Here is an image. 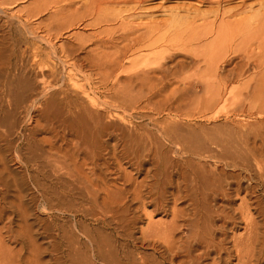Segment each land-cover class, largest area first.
<instances>
[{
	"label": "rangeland",
	"instance_id": "374dc122",
	"mask_svg": "<svg viewBox=\"0 0 264 264\" xmlns=\"http://www.w3.org/2000/svg\"><path fill=\"white\" fill-rule=\"evenodd\" d=\"M0 5H1L0 6L1 23L2 21H4L5 23L7 22L6 24L12 25L15 30L17 31L20 30L19 35L22 41L21 42L22 46L20 44V47H19L20 50L22 48L24 50L27 48L30 50V48L32 49L34 47H37V48L41 47L40 49L42 51L39 49L40 57L42 56L43 58H45L47 54L48 55L46 56L47 59L50 60V63L52 62L51 64L53 65V67H55L53 69V67L49 63L50 68H52V71L54 70L55 72L54 71L52 72L51 69H48V68L43 69V73L47 72V74L46 73L44 74H45L47 81L50 82L49 86L53 87V90L51 87H48L46 89L45 87L43 88L42 84L41 86H39L40 84H38V82L41 83L42 81L41 79H43V73H42V77L40 74L42 72L41 71L42 68H39V67L33 68L32 58L29 57L31 55V52L29 54V50L28 49L26 50L28 55H25V58L23 59L24 64L22 63L23 67H21V69L24 71L20 72L21 80H22L21 75H23L24 77L22 81L20 80V83L22 82L23 84L24 82V85H27V84H29L30 86L32 85L31 86L32 88L30 92L28 93L29 95L27 94L28 98L26 97L24 99L23 104L21 105L22 107H20L21 109H19L20 111H15L14 118L8 120V125L5 126L6 130L4 129L5 128L4 126L0 127V129L3 128V130H0V132L2 131L1 133L3 132L6 133L7 131L6 134L0 133V135H5L8 137L10 135V138L13 137L12 139L14 141H19L18 143H20L19 145H21L20 148H23L22 150H24L25 155H28V153H32L33 150L31 149L34 146L36 148V149L34 148V150H36L35 153L40 154L41 152L38 151L39 149L37 150V145L40 143V141H42V139L44 138L45 139L48 138L47 140L52 138L54 136L53 132L54 130H56L57 126L60 124L58 126L60 128L61 126L66 125L69 122L67 119L70 120L71 118L70 115L71 113H74L73 111L75 110L77 112L78 111L84 112V111L91 110V113L95 110L94 113H97V112L98 114L101 113L102 115L100 114L101 116L99 115L98 116L102 124L105 123L106 126L111 125L110 128L111 127L112 129L114 128V133H117L115 135H118L121 132H124L123 129H125V132H126L129 130V128L130 129L131 127L134 128L136 125L137 126L141 125L144 131H147L150 134H153L154 132V134L157 135V132H158L157 130H159L157 129L159 128L157 127L158 124L159 126L161 125L160 127H162V124L164 126L168 122L169 124L167 123L166 125L171 126L172 123L174 124V122L172 121H176L172 127H175L174 129H176V132L174 131L176 134L174 135V140L177 143L176 145L179 144L177 146L178 148L175 146L173 147V145H171L170 143H167L166 141L162 142L163 144L164 143L168 144V145L164 144L165 146L163 145V152L165 154H166V151H165L166 149L169 151L171 149L170 151L171 154L170 153L166 154L168 157L167 160H169L168 162L170 163L171 161L170 163L171 166L169 165L170 167H168L169 169L167 170V172L171 171L169 172L170 175L172 174L173 170L174 172H176L177 168H180V167L183 168L185 167V165L196 167L197 166L196 164H199L201 162L199 165L202 168L199 167V169L203 170V167H204V170H203L204 172H207V171L211 172V169L213 170L215 166H218L220 170L222 167L224 172L227 174L226 177H228L229 180H231L230 177L232 174L237 175V174L242 173L241 169L239 170V168H237L234 170L233 167H231V165L232 163H233L232 166H234V164L236 163H240L239 160H242L243 157L245 158L247 156L245 152L246 151L245 145L247 142L246 140H249L248 143L251 141L250 143L258 144L257 146H260V144L262 143V141L260 143L261 137H259L258 135L262 132V130L264 132V54H263L264 53V0H0ZM236 11L239 12L240 15L232 17L231 14H228V12H236ZM254 13L255 14L259 13V15H261L262 23H263L262 24L263 31L260 32L255 38H254L255 34H252V37H250L248 33L246 32L244 33L245 35L244 38H241L240 35L238 34L233 35L231 37L228 34H226L220 38V41L216 40L214 36L212 37L208 36L206 38H203L200 42L199 41L192 42L193 36L192 38H190L191 37L190 35L192 33L191 30H194L192 35H195V33L203 34L204 30L201 32L199 31V29L201 30L203 27L204 28L206 27L207 29L208 27L210 28L212 25L213 28L215 27L217 28L223 22L229 23V22H234V21L241 20V19H247ZM179 20L181 21L178 22ZM4 22L2 23L3 25L5 24ZM207 24L209 25L206 26ZM256 24L258 25V23H255L253 24V27L257 26ZM156 26L159 28L157 32L155 31V33L152 35L154 37V38L152 37V40L153 41L158 40V38L156 39V37H159L160 35L162 37L165 36L163 37L165 39L160 37L158 41L159 44L157 43L155 46L157 48L156 51L162 50L165 52V56L162 60L153 59L152 63L146 68L142 65V63H140L141 65L139 64L138 67H136L133 70L131 69L129 72H126L125 74L124 73L123 74L121 73L120 75L117 74V77L115 76L116 74L110 75L109 77L108 75H105V74L101 75L98 72L99 69H97V67L94 64L93 65L89 64V60H92L91 56H93L92 58L94 60H96V58L98 57L99 58L101 57L100 59H97V60H101V59H105L106 55L109 58L111 57L116 58L118 54L120 53L119 55L121 57L125 48L129 44H132L133 39L135 38L137 39L141 37V35L142 36L146 35V32L148 31L147 29L149 28L156 29L157 28ZM162 26H163V30L160 31L159 29L162 28ZM145 27H148V28L145 29ZM196 27L197 29L198 28L199 29L196 30L195 29ZM186 28L191 29L190 33L189 32L186 34L184 33ZM26 29L29 30L30 35L28 31L26 32ZM34 30L36 31V33L34 32ZM21 31L23 33L26 32L27 34H22ZM131 31L133 33H130ZM32 32H34V34ZM156 33L160 35L158 36L156 35ZM178 33L180 34V36L177 38ZM35 34L39 36L40 38L39 37L37 38ZM21 35H25V36L27 35V36L25 37ZM27 37L29 38L27 39ZM126 37L127 39L130 37L128 40L130 42L125 40ZM30 39L31 40L35 39L34 40L35 42L31 41ZM43 40H48V41L46 42ZM164 41H166L167 43ZM37 42H39L38 44L40 46L37 44ZM99 42H101L103 46ZM34 43H36L35 45L37 46H35ZM108 43L110 45L112 44V47ZM160 44L162 47H160ZM49 47L50 48L52 47V49H50ZM98 47H99V50H98ZM208 47L210 50L207 49ZM51 50H53L56 53H53V51ZM212 50L215 52H213ZM48 51H51L50 54H48L49 53ZM209 51L211 52V54L208 53ZM252 51L253 53H255L253 56L251 55ZM218 52L222 54L225 52L223 58L226 57V59L231 60L229 61L228 64L225 63V65H227V67H225L226 68L225 70L221 71L220 63H218L219 67L216 66L217 69L216 68L215 69L216 71L220 69L218 71L219 73L225 71L231 76V77L228 76V79L229 81L233 79L232 80L233 82L232 81L229 82L230 83L229 85H231L230 89L231 88L233 89V94H232V98H230V101L228 103L223 104L216 108V107H212V104L214 100L216 99L215 94L217 92H220V90L222 89L221 84L227 82L228 79L225 80L224 82L223 81L219 82V81H214V80L212 81V79L210 78L207 79V76L204 77L203 75L207 71V67L204 64L205 63L204 58L207 57V55L213 56V53H218ZM70 54L72 57L70 56ZM73 54H75L74 58L78 59V60L76 59L78 63L75 59H72ZM97 54L98 56L96 57L95 55ZM42 57L39 58V61L44 60ZM81 57H82V60L80 59ZM165 57L167 58L165 59ZM28 58L31 61H28L29 60ZM47 59L44 61H47ZM85 59H86V62L83 61ZM27 61L31 63V64L29 63L31 66L27 64L29 66L28 67L25 64V63H28ZM246 62H248V65ZM67 63L68 65H72V66L71 67L68 66ZM236 63H238L240 66L242 65L243 68L242 67L241 68L243 70L242 72L243 74L240 73L241 68H238V65H234ZM77 64L78 66H76ZM158 64L159 65L161 64L160 67L158 66ZM155 65L158 67L156 68ZM233 65L235 66L236 70L234 69ZM73 66L75 68H73ZM88 66L90 68H88ZM126 66L129 67V64H126ZM82 67H84V69ZM244 67L245 68L247 67V68L245 69ZM81 68L83 69L82 71L83 73L81 72V70H79ZM27 70L29 71L27 72ZM75 70H78V71H75ZM144 71L148 73V75L144 78L140 77L139 75L140 77L139 78L138 74H141ZM236 71L239 73H236ZM233 72H235L234 77H232L233 75L230 74ZM39 74H40V77H39L40 79L37 80ZM49 74L50 76L48 77L50 80L46 76ZM240 75H243V76H240ZM235 76L237 79H235ZM138 79H142V80H138ZM26 81L27 83H25ZM53 81L55 82L53 83ZM198 86H200V89ZM36 88H37V91H36ZM49 88L51 89L49 90ZM39 90L40 91L42 90L46 92L47 94L42 93V91L40 92ZM48 90L49 92L51 91L50 93H52L53 96H50L51 94L49 95ZM31 92H34L36 94L34 93L31 94ZM40 93L41 95H39ZM44 95L46 96L48 95L47 98L44 97ZM30 97L32 98L35 97L36 99L37 98L38 99L36 101L34 100V98L32 99ZM43 99L44 100L46 99L45 102H47L48 104L50 103L49 101H51L52 102L50 103L51 106L46 104ZM150 99L151 100L153 99V100L150 102ZM233 99L236 100V102ZM30 100L31 101L34 100V101L31 102ZM29 101L34 104L28 103ZM38 101H40L41 103H38ZM148 102H150V104ZM41 104L43 105V108L45 106V108L48 109L49 111L46 109H43ZM31 106H32V111L30 114L31 108L27 109V107H31ZM38 106L41 107V109L43 110H39L40 108ZM82 107L86 109H83ZM24 108H26L27 110ZM6 110H7V106H6ZM28 110L29 112H27ZM33 111H35L36 113ZM42 111L44 112L46 111V112L44 113ZM41 112L44 114H41ZM49 114H51V116ZM111 114H113V116ZM48 115L50 119L48 118ZM37 116L42 119L40 120L41 126H39V128H44V129H40L41 131H39L36 134L37 136L34 137V140L32 139L31 141L32 137L30 138L29 137L30 134H27V133H30L29 129L33 127V125H36L34 123V119L38 118ZM96 116L94 117L95 118L94 120L98 119ZM150 117H152V119ZM32 118H33V121H32ZM6 119L7 117L5 118V120ZM149 119L152 121H149ZM153 119L159 123H156ZM177 119L179 122L177 121ZM64 120H65V124H64ZM87 120L89 119L85 118L84 121L89 122V123L92 121V120H89V121ZM129 122L132 124H130ZM42 124L43 125L46 124V125L42 127ZM112 124L115 127H113ZM133 124L134 126H132ZM246 124H250L251 129L248 127L249 125H246ZM145 125H146L147 130L145 129ZM151 126L153 128L155 126L156 127L155 129H152ZM7 127H9L8 130H7ZM52 127L53 128L56 127V128H54L53 130ZM59 128H57L58 131H60V134L63 135V132ZM48 129H50V132ZM260 129H261V132H260ZM251 132L253 133V135L251 134ZM256 134H257V137H255ZM177 135L180 140L183 139V141L181 140L183 144L181 141H179ZM17 137L20 139H18ZM37 137L40 139H36ZM27 138L29 139V141ZM241 138L242 140L246 142L243 141L242 143ZM254 138H256V140ZM239 142L241 143V145ZM0 145L2 144L0 143ZM241 146H242V149L238 151L241 148ZM171 147H173V150L175 151H173ZM236 149L239 154L237 156H236L237 152L235 151ZM177 150L180 151L179 155L178 153H175V152H178ZM187 151L189 152V154L187 153ZM241 152L245 153L246 155L244 154L243 156ZM183 153L185 154V156L183 155ZM198 155H200V158ZM230 155L233 158L230 159L229 158ZM223 156L225 158L223 159L221 158L222 160L219 159L220 157H223ZM248 156L250 158L249 154ZM143 158L139 160V161H142L140 163L139 161L128 162L127 160L126 161L123 160L122 162L124 163L122 164L123 165L122 172L125 175H127L126 173H128L129 175L127 176L131 178V180L132 178H135L132 180L133 182H131V185L129 187L130 189H132L138 183L143 182V180H146L147 183L150 182V179H151L150 173L152 171H149V168L152 167V169L150 168V170H153V164H152L153 162L150 159H146L147 157L144 158V161H143ZM226 158H229V161L231 160V162L226 160ZM234 159H236V161ZM173 160L177 165L173 162ZM145 161H147V163H145ZM226 161L227 163H225ZM8 163L9 164L7 165L10 171L12 172L15 171L16 173L19 174V176L23 175L25 179L27 178L26 179L27 185L28 186L30 185L29 189L32 190L30 191L36 194L38 206L32 205L33 216L30 222L31 223L36 222L37 219L46 221L48 223L54 221V225L60 226L64 229L66 239L68 240V242L71 241L70 242L72 243L71 245H73V242H72L73 239L76 238L81 244L79 248L80 251L78 250L79 252H77L76 255L75 254L73 255L77 257L76 260L78 261L75 260L77 264L78 262L79 264L80 263L81 264H92V263L102 264V262L103 264H107V263L120 264V262L122 264H125L123 260H120V261L118 259L116 260V257L114 258V254H112L114 252L113 251L114 246H117V247L121 246L124 243V241H122L121 238L120 239L116 238L118 235H117L115 227H112L110 229L108 228L103 229L102 226H100L102 225L101 222L103 220V217L101 219L94 217V215L99 212L97 208L95 207L96 205L93 204L94 203L93 198L92 197L90 198V196H87L86 192L84 193L83 192L84 190L82 188H79L78 184L76 183L74 184V181H72V179L67 178V177H64V178L62 177L63 180L61 183H58L56 179H54L53 182L50 180L39 179V183L42 186L40 185L41 188L39 187L36 188L35 185L28 182V175L26 174V170L25 168H23L24 167L23 165H22L23 167L20 166L19 168H18V165L14 166V163L11 162L10 158L8 160ZM130 163H132L133 165ZM172 163H174L176 168H174ZM221 163H224V164H221ZM250 163L251 165H253L252 166V176L254 180L257 178L260 179L259 174L261 175L264 173V170H263L264 163L260 162V164L256 165V163H254L252 159L250 160ZM1 166L2 164L0 163V167ZM136 167L140 168L141 170L137 169ZM1 168L4 169L3 166ZM123 168L126 169V172H125V169ZM174 172L172 175L175 176ZM236 172H239V173H236ZM242 175L243 177L241 176V181H242V186H243L242 189L244 192L241 191L239 194L238 193L236 194L235 191H232L231 192L232 194H230L231 203H228L230 205L225 204L227 208L226 210L230 212L231 214H236L235 217H237L236 219L239 220L237 223L238 227L234 230L233 229L228 230L227 232L228 241L230 243L233 242L234 239L237 238V236L238 237H240V235L243 236L245 233L244 226H246L245 225L246 222L243 216H241L242 215L241 212L243 210L244 213H248L247 203H251L252 201H256L258 199V201L262 203L261 208L264 211V190L263 188L261 187L260 189H257L258 191H256L254 195L250 192H247L248 191L247 189L250 186V181L246 179H249L248 177L249 174L243 172ZM113 178L115 179L116 176L115 175L112 176V174H109V173L107 174V180L111 181V183L113 184L115 183L114 185H117L119 188H121L123 181H118L116 179L113 180ZM258 179L256 180L257 182L260 181ZM229 180L227 179V181ZM261 183L262 182L260 181L259 185ZM245 186L246 188H244ZM43 193L45 195H41ZM183 200H180L178 202L179 206L177 205V207L179 209L180 208L183 209L187 204L185 203L186 201L185 200L183 201ZM212 200L213 199H211V201ZM243 201H245V203ZM213 202L214 201H212V204L214 203L222 204V201L220 199L218 201L216 200L214 203ZM135 205L136 204L132 205V208H133L132 212H134L135 209H139L141 207V209H139L140 212L135 213V215L139 218L141 215H143L141 216L142 218H140L139 221L136 222V225L133 228V232L137 233V231L139 230L137 234L133 233L134 237L136 238L138 236L139 237L141 236L142 229H144L145 227L148 228V224L150 222L148 221L149 217L148 216L144 217V215H146V213L148 214L152 212L154 210V207L152 206L149 207V204H148L145 207V210H146L145 211L144 208L142 207L143 205L141 206L140 203L137 204L136 206ZM253 206L254 205L251 204L249 208L251 211L250 216L255 219L256 223L260 226V230H264L263 228L264 221L262 217L258 215L257 209ZM245 209L247 212L244 211ZM142 211L146 213L142 214ZM171 218L172 216L170 214L159 213L155 215L152 220L155 223H164V222L168 223L169 221H171ZM106 220L110 221V217L109 218L107 217ZM4 225H5L4 223H0V229ZM138 225L140 226L142 225L141 229H139L140 226ZM37 226H40L39 222L37 223ZM104 230L106 232H104ZM2 234H4V238ZM2 234L0 233V236L2 235L1 239H3L2 241L0 239V259H3V260L0 261V264H5L3 263V261L6 262L7 264L8 263L10 264L11 262H12L11 264H14V263L15 264L17 263L18 264H57L56 262H60V260L61 261L63 260V259H60L62 258L61 254L57 255L56 252L54 253V251H52L51 249L52 243H50V240L46 239L44 235L37 236V239L39 240L38 244L40 243L38 246L41 245V247H43V248L40 247L41 253H39L40 251H38L39 255L41 254L40 255L41 258L40 257L38 258L36 256H39V255L34 250L33 247L31 248V246L30 247L24 246L25 248H22L23 246L21 242H15L14 240L12 241V238H10L7 234L6 235L5 233H2ZM55 234H56V231L53 232V235ZM97 236H101L102 238L101 237L99 238ZM88 237L92 239H96L98 246L91 247ZM103 240H108L106 241L107 244ZM116 240L118 241L116 242ZM101 241L105 242L107 247ZM126 244L131 245L130 249L132 252L134 251L133 252L134 255L137 252V254L135 255L136 258L139 252L142 255L144 254L152 255L154 253L152 249H149V247L141 248L140 246H134L133 242L131 241L130 242L126 241ZM109 245H111L110 246L111 248L109 247ZM232 245H233L232 243L229 244V246H232ZM2 247H4L3 248L4 252H3ZM98 247L99 249L101 247V249L99 250ZM102 248L105 250V252L107 251V249L111 251H107V253H105ZM258 248L259 246H257V251H258ZM31 252L35 253L36 256L35 254H33L34 256L33 257L31 255L32 254ZM100 252H103V253L100 254ZM14 254L16 258L13 257ZM11 255L13 258V259L11 258L12 260L9 258ZM99 256L100 257L102 256V257L100 258ZM75 257H72V258L75 259ZM58 259L60 260L58 261ZM88 260L90 261V263ZM114 260H116L117 262ZM255 262L256 260L253 261V264H256ZM229 264H241V263L239 259L234 258L232 262H230ZM259 264H264V255H262L261 263Z\"/></svg>",
	"mask_w": 264,
	"mask_h": 264
},
{
	"label": "bare ground",
	"instance_id": "6f19581e",
	"mask_svg": "<svg viewBox=\"0 0 264 264\" xmlns=\"http://www.w3.org/2000/svg\"><path fill=\"white\" fill-rule=\"evenodd\" d=\"M228 14H231L232 17L240 15V13L237 11L236 12H228ZM175 18H177V17H175ZM180 21L181 20H179L178 22H180ZM3 22L4 21H2V23ZM182 22H183V20H182ZM2 23L0 21V127L1 126L5 127L8 125V120L14 118L15 111H20L19 109H21L20 107H22L21 105L23 104L24 99L29 95L28 93L30 92L32 85L31 86L29 84L24 85V82H23V84H22V82L20 83V80H21L20 72L24 71L21 69V67H23V65H22L23 59L25 58V55H28L27 51H26L28 48L25 50L22 48L23 50L22 49L21 50L23 52L19 48L20 44L22 42L20 39V35H19L20 30L19 31L15 30L12 25H10V24L7 25L6 24L7 22L6 23L4 22L5 23L4 25ZM255 23H258V25L256 24L257 26L253 27V24H255ZM262 24L263 23H262L261 15H259V13L258 14L254 13L250 17H248L247 19H241V20H237V21L229 22V23L223 22L217 28L216 27L213 28L212 25L210 28L208 27L207 29H206V27L205 28L201 27L202 28L201 30L198 28L200 32L204 30L203 34L202 33H197V34L195 33V35H192L194 30H191L190 28H186L184 33L186 34L188 32L190 33V30L192 31V33L190 35L191 37L189 36L190 38H192V36H193L192 42H195V41L200 42L203 38H206L208 36H211V37L214 36L216 40L220 41V38L226 34H228L230 37L238 34V35H240L241 38H244L245 32L248 33V35L250 37H252V34H255V36H254V38H255L260 32L263 31V25ZM180 25H181V23H180ZM208 25L209 24H207L206 26H208ZM163 26H165V25H163ZM163 26H162V28L159 29L160 31L163 30ZM151 27H153V26H151ZM156 27H154V28H156ZM146 28H148V27H145V29ZM158 28L159 27H157L156 29H150L149 28V29H147L148 31L146 32V35H143V36L141 35V37H139L137 39L134 37L135 39H133V41L131 40L132 44H129L127 47L125 46L126 47L125 50L122 49V50H124V52H123L121 57H120V55H119L120 53H119L117 57L115 56L116 58H112V57L109 58L106 55L105 59L97 60V59L101 58V57L96 58L98 56V54L95 55L96 60H94L92 58L93 56H91L92 60H89L87 57L86 58L89 60V64H91V65L94 64L97 67V69H99V71H98L99 74H101V75L105 74V75H108V77L110 75H115V74H116L115 75L116 77H117V74L118 75H120L121 73L125 74L126 72H129L131 69L133 70L136 67H138L140 63H142V65L146 68L152 63L153 59L162 60L165 56L164 51H162V50L156 51L157 48L155 47L157 43L159 44V42H158L159 38L162 36L160 34L156 33V35H158V36L160 35L159 37H156V39L158 38V40H155V41L152 40V37H153L152 35L155 33V31L157 32ZM165 28H164V30H165ZM195 29L198 30L197 27ZM27 31L30 35V32L28 29H26V32ZM26 32L25 33L22 32V34H27ZM34 32L36 33L35 30H34ZM34 32H32V33L34 34ZM130 33H133V32L131 31ZM33 34H32V36H33ZM21 36H25V35H21ZM179 36H180V34L178 33L177 38ZM29 37H27V39ZM38 37L39 36H37V38ZM163 37H165V36H163ZM181 37H182V35H181ZM37 38H36V40H37ZM41 38H43V37H41ZM129 38L127 39V37H126L125 40L128 41ZM163 39H165V38H163ZM34 40H31V41H34ZM160 40H162V39H160ZM43 41L47 42L48 40H43ZM39 42H37V44ZM128 42H130V41H128ZM164 42H166V41H164ZM99 43H101V42H99ZM103 43H104V41H103ZM35 44L36 43H34V45ZM101 45L103 46L102 43H101ZM21 46H22V44H21ZM29 46H31V45H29ZM35 46H37V45H35ZM48 46H50V45H48ZM110 46L112 47V44ZM172 46H174V45H172ZM160 47H162L161 44H160ZM40 48L34 47V48H32V49L30 48V50L29 49L28 50H29V54L31 52V55L29 57L32 58L33 68L34 67L42 68L41 69L42 72L40 73L41 77H42V73H43L44 68L51 69V71H52V68H50V64L52 62L50 63V60L47 59V57H46V56H48L47 54H46L45 58H43L42 56L41 57L44 60L47 59V61H49V62L44 61V60L39 61V58H41L40 57V51H39ZM104 48H106V47H104ZM50 49H52V47ZM207 49H209V47ZM98 50H99V47H98ZM164 50H165V48H164ZM51 51H53V50H51ZM51 51H48L49 52L48 54H50ZM213 52H215V51H213ZM44 53H45V51H44ZM53 53H56V52L53 51ZM61 53H62V51H61ZM116 53H118V52H116ZM208 53L211 54L210 51ZM224 54H225V52L223 54L218 52V53H213V56L207 55V57L204 58V62H205L204 64L207 67V71L203 75L204 77L207 76V79L210 78V79H212V81L214 80V81H219V82H221V81L224 82L225 80L228 79V76H230V75L227 72H225V71L220 72V73L218 72L220 69H221V71L225 70L226 69L225 67H227V65H225V63L228 64L229 61H231L230 59H226V57L223 58ZM254 54L255 53H253V51H252L251 55L253 56ZM74 55L75 54H73L72 59H75ZM51 56H52V54H51ZM70 56H71V54H70ZM110 56H112V55H110ZM166 58L167 57H165V59ZM51 59H52V57H51ZM80 59L82 60V57ZM28 61H31V60L29 59ZM83 61L86 62V59ZM19 62H20V64H19ZM64 62H66V61H64ZM29 63L30 62L25 63V64L30 65L31 63L30 64ZM68 63H67V65H68ZM77 63H78V61H77ZM218 63L221 64V66H220L221 68L218 71H216V69H217L216 66L219 67ZM246 63L248 65V62H246ZM64 64H66V63H64ZM126 64H129V67H127ZM160 65L158 64L159 67H160ZM234 65H238V68L242 67V65L240 66L238 63H236ZM51 66L53 67L52 64H51ZM68 66L71 67L72 65H68ZM76 66H78V64ZM158 66L155 65L156 68ZM84 67H82V68L84 69ZM54 68L55 67H53V69ZM73 68H75V67L73 66ZM82 68L79 69V70H81V72L83 71ZM88 68H90V67L88 66ZM242 68L240 69L241 71L238 69L240 71V73L243 72ZM234 69L236 70L235 66H234ZM25 71H26V69H25ZM28 71L29 70H27V72ZM34 71H36V70H34ZM46 71H48V70H46ZM75 71H78V70H75ZM86 71H84V72H86ZM145 71H147V70H145ZM145 71L142 72L141 74H138V72H137L138 77H139V75H140V77H143V78L146 77L148 75V73H146ZM237 71H236V73H239ZM44 73L47 74V72H44ZM44 73H43V79H41L42 81L40 80L41 83L38 82V84H40L39 86H41V84H42L43 88L45 87V89H46V88L51 87V86H49L50 82L47 81ZM139 73H140V71H139ZM234 73L235 72L230 73L231 75H233L232 77H234ZM34 74H35V72H34ZM40 74H39L37 80L40 79L39 78ZM21 76H22V80H23L24 76L23 75H21ZM46 76L49 79L48 76H50V74L46 75ZM236 76H235V79H237ZM240 76H243V75H240ZM118 77H120V76H118ZM27 79H28V77H27ZM37 80H36V82H37ZM138 80H142V79H138ZM231 81H229V79H228L227 82L221 84L222 85L221 90H223V91L220 90V92H217L215 94L216 99L214 100L212 107L217 108V107H219L223 104H226L230 101V98H232V94H233V89L232 88L230 89L231 85H229L230 84L229 82H231ZM54 82L55 81H53V83ZM25 83H27V81ZM192 86H194V85H192ZM54 87H55V85H54ZM198 87L200 89V86H198ZM51 88L53 90V87H51ZM51 88H49V90ZM190 89H191V87H190ZM42 90H44V89H42ZM49 90H48L49 95L51 94L50 96H53V94L50 93L51 91L49 92ZM36 91H37V88H36ZM32 93H34V92H31V94ZM42 93H46V92L42 91ZM31 94H30V96H31ZM34 94H36V93H34ZM39 95H41V93ZM234 95H235V93H234ZM47 96L44 95V97H46V98H47ZM30 98H32V97H30ZM33 98H34V100L37 101L39 96L37 99L35 97H33ZM150 98H152V97H150ZM50 99H52V98H50ZM45 100H44V102H45ZM152 100L150 99V102ZM30 101L28 103L34 104V103H31L33 101H31V102ZM36 101H35V103H36ZM234 101L236 102V100H234ZM49 102L52 103L51 101H49ZM150 102H148V103L150 104ZM38 103H41V102L38 101ZM45 103L48 104L47 102H45ZM50 103L48 104L49 106H51ZM42 104H44V103H42ZM5 105L7 106V110H6ZM36 106H37V104H36ZM28 108L29 109L31 108V110H30V114H31L32 106L27 107V109ZM39 108H40L39 110L46 109L45 106L43 108V105H42L43 109H41V107H39ZM48 108H50V107H48ZM24 109H26V108H24ZM83 109H86V108H83ZM46 110H48V109H46ZM48 111H47V113H48ZM75 111H73L74 113H71L70 120L67 119L69 122L66 125H63L60 128L58 127L60 124L57 126V128L61 129V131L63 132V135L60 134V131H58V129L56 127H54V128H56V130H54V128L52 127L54 132L52 130L51 131L53 132L54 136L52 138L49 137L50 138L49 140H47L48 138H46V139L44 138L45 140L42 139V141H40V143L37 145V150L39 149L38 151L41 152V153L39 152L40 154L35 153L36 150H34V148H35V146H34L31 149V150H33L32 153H28V155H25L24 150H22L23 148H20L21 145H19L20 144V143H18L19 141H14L12 139L13 137L10 138V135H9V137L5 136V135H0V143L2 144V145H0V163L2 164V166L4 168V169H2L1 168L2 166L0 167V169H1L0 170V223L5 224L0 229L1 234L2 233H5V235L7 234L10 238H12V241L14 240L15 242H21V244L23 246L22 248H25L24 246H29V247L31 246V248L33 247L37 253H38V251H40L39 253H41V250H40L41 245L38 246L40 243L38 244L39 240L37 239V236L38 235H44V237L46 239H49L50 243H52V245H51L52 251H54V253L56 252L57 255L58 254L62 255V258H60V259H63V260L61 261L60 259H58V261L60 260V262H56L57 264H69V263L70 264H77V262H76V261H78V260H76L77 257H75L73 255L74 254L76 255V253L80 251L79 248H80L81 244L76 238H75L76 240L73 239V241H72L73 245H71L72 244V243H70L71 241L68 242V240L66 239L64 229L60 226L54 225V221L48 223L46 221L37 219L36 222L37 223L39 222L40 226H37L36 222H32V223L30 222L32 220V216H33L32 205L38 206L36 194L31 192L32 190L29 189L30 185L29 186L27 185V180H26L27 178L25 179L23 177V175L19 176V174L16 173L15 171L12 172L9 170V167L7 164H9L8 160L10 158L11 162L14 163V166L18 165V168L20 166L21 167L24 166L23 168H25L26 174L28 175V182L35 185L36 188L37 187L41 188V186H42L39 183V179L50 180L52 182L54 179H56L58 183H61L63 180L62 177L63 178L67 177V178L72 179V181H74V184L75 183L78 184L79 188H82L84 190L83 192L84 193L86 192L87 196H90V198L91 197L93 198V201H94L93 204L96 205L95 207L97 208V210L99 212V213L95 214L94 217H96L98 219H101L103 217V220L101 222L102 225H100V226H102L103 229H107V228L110 229L112 227H115L117 235H118L116 238H118V239L121 238V240L124 241V243L121 246L117 247V246L113 245L114 248L113 247L112 248H113L114 252L112 254H114V258L116 257V260L117 259L119 261L123 260L125 262V264H229L230 262H232V260L234 258L239 259L241 264H253L254 260H256V262H255L256 264L261 263L262 255H264L263 254V252H264V230H260V226L256 223L255 219L250 216L251 211L249 208H250L251 204L254 205L253 207H255L257 209L258 215L261 216L263 221H264V211L261 208L262 203L259 202L258 199L256 201H252L251 203H247L248 213H244L243 210L240 209V210H242V212H241L242 215L241 214L240 215L243 216V218L245 219V222H246L245 223L246 226H244L245 233L243 236L240 235V237H238V236H237V238L234 237L235 238V239L233 238L234 241L232 240L233 242H231L233 244L232 246H229V244H231V243L228 241L227 232H228V230L236 229L238 227L237 223L239 220L236 219L237 218V217H235L236 214H231L230 212H228L226 210L227 208H226L225 204L231 203L230 202L231 201V195L230 194H232L231 193L232 191H235L236 194L237 193L239 194L241 191H243V189H242L243 186H242V181H241V176L243 177V175H242L243 172L249 174V176H248L249 179H246V180L250 181V186L247 189L248 190L247 192H250L254 195L255 192L258 191L257 189H260L262 187L264 190V173L261 175L259 174L260 179L257 178L258 180H260L262 182L259 185L260 181L257 182L256 181L257 179L254 180V178L252 176V166L253 165H251L252 162L250 163L251 159L254 161V163H256V165L260 164V162L264 163V143H263L264 132H263V130L261 132V129H260L261 133L258 135L259 137H261L260 143L262 141V143H261L262 145L260 144V146H257L258 144L250 143L251 141L248 143L249 140H246L247 141L246 142V141L242 140V138H241L242 143H243V141L246 142V145H245L246 151L244 150L245 149L244 147H243L244 148L243 150L246 152L247 156L245 158L244 157L242 158L243 161L239 160L240 163H236V164H234V166H232L233 165V163H232L231 167H233L234 170L237 168H239V170L241 169L242 173L237 174V175L232 174L230 177L231 180H229V178L226 177L227 174L224 172L223 168L219 164L218 165L221 167V170L218 166H215V168L213 170L211 169V172H209L207 170H206L207 172H204L203 171L204 167H203V170L199 169V167H201L199 165L201 162L199 164L195 163L197 165L196 167H198V168L185 165V167H183V168L180 167V168H177V170L175 169L176 172H174V170H173V172L175 174V176H174V175H172L173 172L171 175L169 173L171 171L167 172V170L169 169L168 167L171 166V164H170L171 161H170V163L168 162L169 160H167L168 157L166 154L167 153L171 154V152H170L171 149L168 147L170 149V151L166 149L165 150L166 154H165L163 152V145L164 144L168 145L167 143H170L171 145H173V147L174 146L177 147L179 145V144L176 145L177 143L174 140V135H176L175 134L176 129H174L175 127H172L176 121H172V122H174V124L172 123L171 126L166 125L168 122L166 124L164 122L165 125L163 126V124H162V127H160L161 125L159 126V124H158L157 127H159V128H157V129H159V130H157L158 131L157 135H155L154 132H153V134H150L149 132L144 131V129L141 127V125L140 126L136 125L134 128L131 127V129L129 128V130H130V131L128 130L129 132L128 131L125 132V129H123L124 132H121L120 134L115 135L117 133H114V128L113 129H112V127L110 128V126H111L110 124H109L110 126H106L105 123L102 124L101 120L99 119V116L102 115L101 113H100L101 115L98 114V112L94 113L95 110L92 113H91V110L90 111H84V112H80V111L75 112ZM27 112H29V110ZM33 112H35V111H33ZM42 112H44V111H42ZM42 112H41V114H44L46 111L44 113H42ZM49 115L51 116V114H49ZM49 115H48V118L50 119ZM108 115H110V114H108ZM111 115L113 116V114H111ZM95 116L98 118V119L96 118L97 120H94ZM6 117H7V119L5 120ZM39 118L40 117L34 119V123L36 125H33V127H31L29 129L30 133H27V134H30V136H29L30 138L32 137L31 141H32V139L34 140V137L37 136L36 134L39 131H41L40 129H44V128H39V126H41L40 120H42L41 118L40 119ZM85 118L92 120V121L90 123L85 122L84 121ZM142 118H144V117H142ZM147 118H148V116H147ZM150 118L152 119V117H150ZM137 119H138V117H137ZM144 119H146V118H144ZM89 120H87V121H89ZM173 120H175V119H173ZM32 121H33V118H32ZM149 121H152V120L149 119ZM154 121L156 122V120H154ZM177 121H178V119H177ZM169 122H171V121H169ZM156 123H159V122H156ZM46 124H48V123H46ZM64 124H65V120H64ZM130 124H132V123H130ZM149 124H151V123H149ZM45 125L42 124V127ZM246 125H249L248 126L249 128L251 127L250 124H246ZM112 126H113V124H112ZM132 126H134V124ZM113 127H115V126H113ZM155 127L154 128L152 127V129H155ZM8 128L9 127H7V130H8ZM46 128H47V126H46ZM4 129L6 130V127ZM145 129H146V125H145ZM0 130H3V128H1ZM48 130L50 132V129H48ZM17 131H18V129H17ZM250 131H248V132H250ZM253 132H255V131H253ZM4 133L5 132H3L1 134H4ZM6 133H7V131H6ZM17 133H16V135H17ZM155 133H156V131H155ZM251 134L253 135L252 132H251ZM177 137H178V135H177ZM255 137H257V134ZM18 139H20V138H18ZM36 139H40V138L37 137ZM178 139H179V137H178ZM254 139L256 140V138H254ZM181 140L183 141V139H181ZM181 140L179 139V141H181ZM28 141H29V139H28ZM163 141H166L167 143L163 144L162 143ZM36 142H38V141H36ZM247 143H248V145H247ZM182 144H183V142H182ZM251 144H253V145H251ZM32 145H33V143H32ZM32 145H31V147H32ZM34 145H36V144H34ZM240 145H241V143H240ZM173 147H171L172 150H173ZM166 148H167V146H166ZM241 149H242V146L238 151H240ZM173 151H175V150H173ZM235 151L237 152V149ZM179 152L180 151L175 152V153H178V155H179ZM183 152H184V150H183ZM187 153L189 154L188 151H187ZM242 154L244 156L245 153H242ZM248 154L250 155V158H249ZM180 155H181V153H180ZM183 155L185 156L184 153H183ZM237 155H239L238 152L236 153V156ZM198 156L200 158V155H198ZM143 157L144 158L147 157L146 159H150L153 162L152 163L153 164V170H150V168L152 169V167L149 168V171H152L151 172L152 175L150 173L151 179L148 178V179H150V182L147 183L146 180H143V182L138 183L132 189H130L129 187L131 185V182H133L132 180L135 178H132V180H131V178H129L127 176V175H129L128 173H126L127 175H125L122 172V167H123L122 164H124L122 162H123V160H125V161L127 160L128 162L139 161ZM144 158H143V161H144ZM221 158L223 159L225 157L223 156V157H220L219 159H221ZM229 158L231 159L233 157H231V155H230ZM229 158H226V160L229 161ZM236 159H238V158H236ZM236 159H234V160L236 161ZM232 161H233V159H232ZM140 162H142V161H139V163ZM173 162H174V160H173ZM229 162H231V160ZM133 163H135V162H133ZM145 163H147V161H145ZM174 163H172V165L174 166V168H176ZM225 163H227V161ZM130 164H132V163H130ZM188 164H189V162H188ZM221 164H224V163H221ZM129 166H127V167H129ZM135 166H136V164H135ZM113 167H115V168H113ZM123 169H125V168H123ZM137 169H140V168H137ZM259 169H260V167H259ZM11 170H13V169H11ZM125 172H126V169H125ZM108 173L112 174V176L115 175L116 180L123 181L121 188H119L117 185H114L115 183L113 184V183H111V181L107 180V174ZM138 173H140V172H138ZM236 173H239V172H236ZM24 176H25V174H24ZM115 179L113 178V180H115ZM227 179L229 181H227ZM72 181H71V183H72ZM135 183H137V182H135ZM248 185H249V183H248ZM244 188H246V186ZM44 193L41 195H45ZM257 193H259V192H257ZM183 199L186 201L185 203H187V204L183 209H181V208L179 209L177 207L178 202L180 200H183ZM211 199H213L212 201H214V202L216 200L218 201L220 199L222 201V204L221 203L217 204L214 202H213L214 204H212ZM254 199H256V198H254ZM248 200H250V199H248ZM243 202L245 203V201H243ZM139 203L141 204V206L143 205L142 207L144 208V210L148 204H149V207H151V206L154 207V210L148 214L145 212L146 215H144V217L148 216L150 219V220L148 219V221H150L148 224V228L145 227L144 228L145 230L144 229H142V231L140 230L141 236L140 237L138 236L135 238L133 233L137 234L139 230L136 233V232H133V228L136 225V222L139 221V219L142 218L141 216H143V215H141V213H140V215H141L140 218L137 217L135 215V213H139L140 212L139 209H141V207L140 208L138 207L139 209L134 208L135 211L132 212V210H133L132 205L133 204L137 205ZM228 205H230V204H228ZM244 211H246V209ZM143 213H144V211H142V214ZM159 213L170 214L172 216L171 221H169L168 223H165V222L164 223H155V222H153V220H152L153 217ZM107 217L108 218L110 217V221L106 220ZM144 217H143V219H144ZM138 226H140V225H138ZM141 226L139 229H141ZM263 226H264V223H263ZM54 231H56L55 235H53ZM90 232H89V234H90ZM104 232H106V231L104 230ZM89 234H88V236H89ZM2 235L4 238V234H2ZM2 235L0 236V239L2 238ZM97 237L100 238L101 236H97ZM88 238H89L91 247L98 246L96 239H92L90 237H88ZM105 238H106V236H105ZM2 240L3 239H1V241ZM114 240H115V238H114ZM99 241H100V239H99ZM103 241L106 242L108 240H103ZM103 241H101V242L105 244V242H103ZM110 241H112V240H110ZM117 241L118 240H116V242ZM126 241L127 242L131 241V242H133L134 246H140L141 248H146V247L148 248L149 247V249H152L154 253L153 254L151 253L152 255H147V254L142 255L139 252L137 255V258H136L135 255L137 254V252L134 255L133 254L134 251L132 252L130 249L131 243L126 244ZM116 242H115V244H116ZM99 244H100V242H99ZM106 244H107V242H106ZM112 244H113V242H112ZM111 245H109V247ZM257 246H259L258 251H257ZM106 247H107V245H106ZM3 248L4 247H2V249ZM41 248H43V247H41ZM98 249H99V247H98ZM100 249H101V247H100ZM46 250H48V249H46ZM103 251L105 252L104 249H103ZM107 251H111V250L107 249ZM107 251L105 253H107ZM3 252H4V249H3ZM31 253H32L31 254L32 256H33V254H35L33 252H31ZM39 253H38V255H39ZM102 253L103 252H100V254H102ZM40 255L36 256V254H35V256L38 258L40 257ZM13 257L16 258L15 254ZM72 257H75V259ZM3 258H4V256H3ZM9 258L11 259L12 255ZM2 260L3 259H0V261H2ZM4 260H5V258H4ZM116 260H114V261H116ZM101 261H103V260H101ZM3 263L7 264L4 261H3ZM13 263H14V261H13ZM89 263H90V261H89ZM91 263H92V261H91ZM78 264H79V262H78ZM102 264H103V262H102ZM107 264H109V263H107ZM120 264H122V263L120 262Z\"/></svg>",
	"mask_w": 264,
	"mask_h": 264
}]
</instances>
